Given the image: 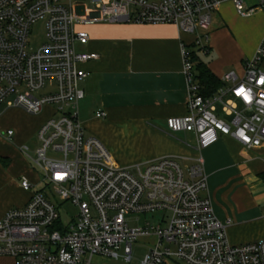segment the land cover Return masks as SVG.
<instances>
[{
    "label": "built area",
    "instance_id": "built-area-1",
    "mask_svg": "<svg viewBox=\"0 0 264 264\" xmlns=\"http://www.w3.org/2000/svg\"><path fill=\"white\" fill-rule=\"evenodd\" d=\"M88 2L99 9L97 17L76 10L86 6L84 0H0V106L30 115L54 109L38 131L35 157L29 156L40 175L21 181L34 194L0 218V256L12 257L15 264H97L95 257L120 258L123 250V259L130 262L135 243L143 242L148 252L141 264H264V238L230 243L231 221L222 222L215 214L202 156L186 169L174 156L124 167L97 137L87 134L79 106L85 97L80 83L89 72L81 64L99 55L78 50L90 39L81 26L114 22L174 24L195 35V43L207 52L202 41L209 40L213 15L222 3L232 2L241 16L249 17L264 11V0ZM39 22L45 25V39L35 48L30 36ZM183 58L188 114L168 118L169 131L194 133L200 151L224 136L264 149V38L242 80L226 74L224 80H234V85L213 97L202 95L184 47ZM50 82L56 88L41 92ZM227 95L232 98L225 99ZM217 103L231 120L219 117ZM13 135L9 129L7 136ZM23 149L27 153L30 148ZM40 184L49 188V196L35 189ZM56 198L78 207L71 222L64 223ZM147 214L155 215L156 223L132 225L131 217Z\"/></svg>",
    "mask_w": 264,
    "mask_h": 264
},
{
    "label": "crops",
    "instance_id": "crops-1",
    "mask_svg": "<svg viewBox=\"0 0 264 264\" xmlns=\"http://www.w3.org/2000/svg\"><path fill=\"white\" fill-rule=\"evenodd\" d=\"M84 27L90 29L81 27L90 39L80 45L81 52L99 55L81 64L89 72L80 83L85 97L79 106V119L87 132L112 151L118 164L117 141L126 138L143 144L144 153L124 159L120 164L124 167L165 156L190 165L202 156L215 214L222 222L231 221L227 228L230 243L264 238V149L248 148L224 136L200 151L194 133L193 142L189 140L192 133H173L167 128L168 118L188 114L183 47L193 49L196 36L174 24L98 22ZM208 36L207 42L202 41L207 52L199 56L223 82L220 89L232 87L234 80L224 77L228 73H235L238 81L244 77L247 62L264 38V11L243 17L232 2H224L213 15ZM260 68L264 71V60ZM216 107L221 119L231 120L221 103ZM99 111L106 115L97 117ZM0 112V117L10 120L7 126L0 124L1 218L10 209L26 205L34 194L21 186L23 178L36 179L30 155L23 148L38 139L40 127L54 115V109L46 107L36 116L6 106ZM9 129L14 131L12 139L7 136ZM0 264H15V260L0 256Z\"/></svg>",
    "mask_w": 264,
    "mask_h": 264
},
{
    "label": "rangeland",
    "instance_id": "rangeland-1",
    "mask_svg": "<svg viewBox=\"0 0 264 264\" xmlns=\"http://www.w3.org/2000/svg\"><path fill=\"white\" fill-rule=\"evenodd\" d=\"M84 4H86V6L85 5L84 6H78L76 8L77 11L82 12V14H81L82 16L95 18L99 15V13H100L99 9L96 8L95 6L91 5L88 2V0H84ZM99 23H104V22H99ZM105 23L113 24V22H105ZM114 24H122V23H114ZM81 27L88 30V31L90 30L88 27H84V26H81ZM81 27H80V29H81ZM44 39H45V25H44V23L39 22L38 24H36L33 27L32 31H31L30 42H31L32 46L37 48L41 45V43L44 41ZM81 48H82V46L79 45L78 50L81 51L82 50ZM55 88H56V83L50 82V83H48L46 89L41 91V92L50 91V90H53ZM39 94H41V93H38V95ZM4 107H5V104L1 105L0 111ZM0 114H1V112H0ZM31 116H36V115H31ZM9 122H10V120L7 116L3 115L2 117H0V124L1 125L4 124L7 126ZM85 130H86V128H85ZM86 132H87V130H86ZM87 134L90 135L88 132H87ZM194 139H195V137H194V134L192 133V135H190L189 140L194 142ZM39 144L40 143H39L38 139H33L32 141L29 142L28 147L30 149L28 150V154L31 157H35L36 149L39 146ZM116 147L121 151L120 157H117V154H116V159L118 160V162L120 164L123 162L124 159H131L134 157H139L140 154H143L145 151V147L143 146V144L136 142V141H133L131 139H126V138H123V139L117 141ZM190 149L193 150V148H190ZM110 152L112 153V151H110ZM49 155H54V153L50 152ZM30 162L32 163V161H30ZM180 163L182 164L184 169L193 165V163L189 165L183 161H180ZM32 165H33V170L35 172V178H36L35 180H37L38 176L40 175V170L38 169V167L34 163ZM35 189L36 190H42L43 189V190H45L47 196L50 195L49 188H47V189L44 188V184L38 185ZM56 206L58 207L59 213H60L64 223L65 222L66 223L71 222L72 217L78 213V207L75 205H72V203L70 201L62 203L58 198H56ZM18 207H20V206H18ZM14 208H17V207H14ZM160 215H161V213H160ZM130 221H131L132 225H137L138 223H144L146 221H148L150 223L151 222L156 223L157 220H156L155 215L147 214V215H140V216H136V217H131ZM147 252H148V248L146 246H144L143 242L142 243L138 242V243H135V245H134L133 255H132L130 262H127L126 260L123 259V250L119 251V254L121 255L120 258H113V257H107V256H97V257H95L94 261L97 264H141V262L144 259Z\"/></svg>",
    "mask_w": 264,
    "mask_h": 264
},
{
    "label": "trees",
    "instance_id": "trees-1",
    "mask_svg": "<svg viewBox=\"0 0 264 264\" xmlns=\"http://www.w3.org/2000/svg\"><path fill=\"white\" fill-rule=\"evenodd\" d=\"M203 49L197 43H194L193 49L188 50V52L193 63L195 81L200 85L202 95L213 97L224 84L199 56V52L203 51Z\"/></svg>",
    "mask_w": 264,
    "mask_h": 264
}]
</instances>
